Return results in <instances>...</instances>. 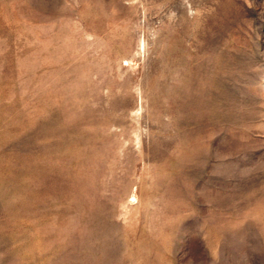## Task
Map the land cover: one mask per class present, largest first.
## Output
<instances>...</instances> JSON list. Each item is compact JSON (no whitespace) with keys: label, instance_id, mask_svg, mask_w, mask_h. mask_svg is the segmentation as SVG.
I'll use <instances>...</instances> for the list:
<instances>
[{"label":"rangeland","instance_id":"obj_1","mask_svg":"<svg viewBox=\"0 0 264 264\" xmlns=\"http://www.w3.org/2000/svg\"><path fill=\"white\" fill-rule=\"evenodd\" d=\"M0 264H264V0H0Z\"/></svg>","mask_w":264,"mask_h":264}]
</instances>
